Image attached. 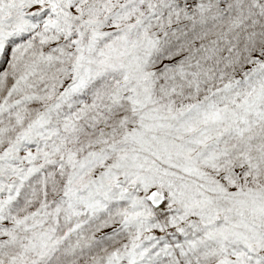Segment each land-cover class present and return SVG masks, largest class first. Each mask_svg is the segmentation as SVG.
<instances>
[{"label": "snow or ice", "instance_id": "obj_1", "mask_svg": "<svg viewBox=\"0 0 264 264\" xmlns=\"http://www.w3.org/2000/svg\"><path fill=\"white\" fill-rule=\"evenodd\" d=\"M0 264H264V0H0Z\"/></svg>", "mask_w": 264, "mask_h": 264}]
</instances>
